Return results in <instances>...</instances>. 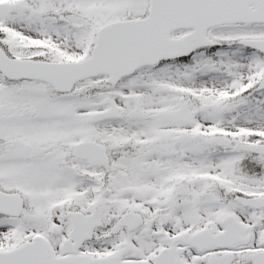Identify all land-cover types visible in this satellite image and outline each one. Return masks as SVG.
Masks as SVG:
<instances>
[{"label": "snow or ice", "instance_id": "1", "mask_svg": "<svg viewBox=\"0 0 264 264\" xmlns=\"http://www.w3.org/2000/svg\"><path fill=\"white\" fill-rule=\"evenodd\" d=\"M0 264H264V0H0Z\"/></svg>", "mask_w": 264, "mask_h": 264}]
</instances>
